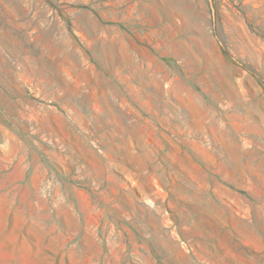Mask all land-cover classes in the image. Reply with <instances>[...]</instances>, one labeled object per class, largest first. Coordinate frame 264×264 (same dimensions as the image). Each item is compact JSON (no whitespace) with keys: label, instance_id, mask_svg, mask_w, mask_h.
<instances>
[{"label":"rangeland","instance_id":"374dc122","mask_svg":"<svg viewBox=\"0 0 264 264\" xmlns=\"http://www.w3.org/2000/svg\"><path fill=\"white\" fill-rule=\"evenodd\" d=\"M0 264H264V0H0Z\"/></svg>","mask_w":264,"mask_h":264}]
</instances>
